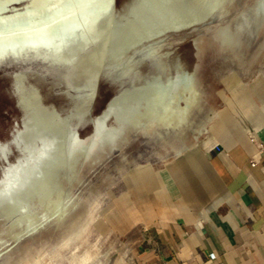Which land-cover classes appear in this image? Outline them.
I'll list each match as a JSON object with an SVG mask.
<instances>
[{
	"label": "bare ground",
	"instance_id": "obj_1",
	"mask_svg": "<svg viewBox=\"0 0 264 264\" xmlns=\"http://www.w3.org/2000/svg\"><path fill=\"white\" fill-rule=\"evenodd\" d=\"M105 1L67 8L60 0H0V58L20 60L36 51L56 65L65 61L61 71L14 68L0 86V141L8 146L0 162V258L45 230H74L87 209L81 201L89 178L117 153L123 162L131 160L127 149L137 137L166 147L186 140L207 101L199 61L190 67L181 52L188 34L194 33L190 42L198 59L206 38L225 60L241 66L256 62L263 47L261 0L239 9L238 0ZM87 6L85 13L96 17V40L82 35L83 16L67 19ZM220 11L232 14L213 23ZM211 23L214 28L206 29ZM45 30L51 32L39 34ZM128 31L132 35L124 36ZM125 64L131 81L117 86L109 108L93 113L103 76ZM45 86L67 101L49 100ZM199 147L176 153L187 156Z\"/></svg>",
	"mask_w": 264,
	"mask_h": 264
},
{
	"label": "crops",
	"instance_id": "obj_2",
	"mask_svg": "<svg viewBox=\"0 0 264 264\" xmlns=\"http://www.w3.org/2000/svg\"><path fill=\"white\" fill-rule=\"evenodd\" d=\"M202 141L137 174L153 233L113 264H264V65L225 93Z\"/></svg>",
	"mask_w": 264,
	"mask_h": 264
},
{
	"label": "rangeland",
	"instance_id": "obj_3",
	"mask_svg": "<svg viewBox=\"0 0 264 264\" xmlns=\"http://www.w3.org/2000/svg\"><path fill=\"white\" fill-rule=\"evenodd\" d=\"M122 1L118 0L119 3ZM251 1L238 0L236 8H243ZM88 9L87 6L76 12V17L72 18V15L67 19L74 21L78 20L79 16H83L80 24L83 27L82 35L87 40H96L98 37L96 17L91 12L85 13ZM231 14L232 12L220 11L213 23L226 20ZM213 23L206 29L212 30ZM50 32L45 30L39 34L46 35ZM193 34H188L185 43L182 44L181 52L189 60L190 67L199 61L197 75L205 86L207 101L205 110L197 116L195 126L189 128L186 140H176L174 147H166L157 141L137 137L127 149L131 160L123 162L120 153H117L89 178L88 184L83 187L81 201L87 209L77 218L74 230L66 227L61 231L59 228L54 231L51 228L52 230L48 229L41 234L30 236L12 252L1 257L0 264H113L119 255L129 253L136 245L152 236L153 230L137 187V174L146 168H154L178 157L177 153L187 152L195 144H200L202 147V139L206 137L208 126L222 104L225 93L231 88L248 83L264 65V43L256 62L249 66L229 63L225 60L224 53L211 45L207 38L205 49L198 59L190 42V36ZM31 54L32 56L26 55L16 61L26 62L29 57H33L35 62H26L24 67L58 71L63 68L65 61H59L56 65L52 57L36 54V51ZM153 61L158 63L156 59ZM14 62V58H0V86L9 80V73L15 68ZM127 66L125 64L124 67L113 68L107 77L102 78L96 103L97 112L115 93L117 86L131 81L129 75H126ZM230 67L236 68V72ZM71 73L72 71H69L66 74L69 82H71ZM84 80L85 76H82L80 81ZM1 92L2 90H0V103H3ZM44 93L49 100L67 101L63 95L53 94L48 86H45ZM8 108L12 109L13 106L9 104ZM90 130L91 126H88L82 129V132L86 134Z\"/></svg>",
	"mask_w": 264,
	"mask_h": 264
},
{
	"label": "snow or ice",
	"instance_id": "obj_4",
	"mask_svg": "<svg viewBox=\"0 0 264 264\" xmlns=\"http://www.w3.org/2000/svg\"><path fill=\"white\" fill-rule=\"evenodd\" d=\"M60 2L64 4L65 7L71 8L73 6L86 2V0H60ZM260 14L264 16V0H261ZM7 152H8V146L4 142L0 141V162L3 161L4 156L7 155ZM9 170L13 171L14 169L10 168ZM2 175H3V170L0 169V176ZM4 196H5L4 184L3 181L0 180V211H2V202Z\"/></svg>",
	"mask_w": 264,
	"mask_h": 264
},
{
	"label": "water",
	"instance_id": "obj_5",
	"mask_svg": "<svg viewBox=\"0 0 264 264\" xmlns=\"http://www.w3.org/2000/svg\"><path fill=\"white\" fill-rule=\"evenodd\" d=\"M113 1L114 0H106L105 2H107V4H112L113 3ZM215 11H213L212 12V14L214 13ZM212 14H211V16H212ZM128 33L130 34V31H128V32H126L125 33V35L124 36H126V35H128ZM130 35H132V32H131V34ZM18 56V55H17ZM18 57H22V56H18ZM26 64V62L25 61H23L22 60V62H17L16 60H15V62L13 63V65L15 66V68H19V67H21V66H24ZM97 73V71L95 70L92 74H91V78L92 77H94V75ZM103 77H107V76H103ZM100 78H101V75H99V77H98V82H99V80H100ZM110 99V98H109ZM108 99V100H109ZM106 101L105 103H104V105L101 107V109L99 110V112H104L107 108H109V106L111 105V103L113 102V100H111V101ZM96 103H97V100H96ZM96 103L94 104V108H93V113H96L97 111H96Z\"/></svg>",
	"mask_w": 264,
	"mask_h": 264
},
{
	"label": "built area",
	"instance_id": "obj_6",
	"mask_svg": "<svg viewBox=\"0 0 264 264\" xmlns=\"http://www.w3.org/2000/svg\"><path fill=\"white\" fill-rule=\"evenodd\" d=\"M212 257L215 258L214 254H212Z\"/></svg>",
	"mask_w": 264,
	"mask_h": 264
}]
</instances>
